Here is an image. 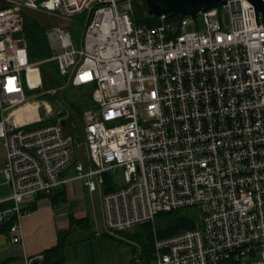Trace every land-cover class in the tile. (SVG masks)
I'll list each match as a JSON object with an SVG mask.
<instances>
[{"label":"built area","instance_id":"2783aa9c","mask_svg":"<svg viewBox=\"0 0 264 264\" xmlns=\"http://www.w3.org/2000/svg\"><path fill=\"white\" fill-rule=\"evenodd\" d=\"M10 2L0 9V138L12 201L0 223L12 222L10 241L23 240L30 207L75 163L90 191L123 171L124 183L102 194L110 233L154 223L161 212L198 210L196 227L156 235L157 264H264V14L249 0H228V18L221 6L199 12L202 29L199 13L137 23L132 0ZM25 8L68 20L89 14L80 46L70 29L47 31L61 74L93 87L82 140L66 130L65 116L41 115L42 107L53 114L48 102L35 119L12 115L30 100L27 87L43 82L28 57ZM80 146L91 166L75 161Z\"/></svg>","mask_w":264,"mask_h":264},{"label":"trees","instance_id":"16d2710c","mask_svg":"<svg viewBox=\"0 0 264 264\" xmlns=\"http://www.w3.org/2000/svg\"><path fill=\"white\" fill-rule=\"evenodd\" d=\"M134 6L133 18L137 23H148L150 25L159 24L160 18L150 11L147 4V0H132ZM137 3L143 5V11H136ZM12 3L8 0H0V9L11 6ZM25 15L24 32L23 35L27 40L28 57L31 62H39L41 69V75L43 80L42 91H45L42 95L43 100L51 101L58 105L60 99L64 104L66 103L72 108V113H69L66 119V130L76 135L80 140L84 137L83 129L80 127V123L83 121V115L86 109L94 106V99L92 96V86L82 85L75 86L69 82L68 78L61 74L58 60L54 59V50L51 46L47 31L53 25L50 23L42 22L35 15L23 11ZM169 20H180L184 17L179 12H168ZM88 12L76 15L69 26L72 38L77 46L81 44V36L88 21ZM70 84V87H83V94L76 100L70 99L68 94L61 93V88L65 84ZM33 89L27 87V94ZM35 90V89H34ZM56 90L55 93L49 91ZM62 104V107L65 105ZM62 115H66V109L61 112ZM120 185L114 181V177L110 173H106L105 190H113ZM53 195V191L49 194ZM6 203H3L1 207H5ZM163 218V223L158 227V220ZM199 220L198 210L195 208H182L173 211L161 212L154 223L148 222L137 225L131 229H123L119 232L126 234L131 240L137 242L134 249L137 250L135 256L131 259L129 264H157L156 261V235L159 237H165L178 233L183 230L191 229L197 226ZM77 220L72 217V223ZM12 222L0 223V233H8L11 228ZM155 227V230H154ZM69 232H62L59 237V242L56 246L44 252V264H63L65 261L64 247L70 243Z\"/></svg>","mask_w":264,"mask_h":264},{"label":"crops","instance_id":"0c3cea01","mask_svg":"<svg viewBox=\"0 0 264 264\" xmlns=\"http://www.w3.org/2000/svg\"><path fill=\"white\" fill-rule=\"evenodd\" d=\"M36 117L37 113L30 118L20 115L18 121L26 122ZM84 150L81 158L75 155V161H84L87 166H91L86 148ZM5 163L6 148L4 155L0 158V206L3 203H6V206L1 207L0 210L12 204V201L8 199L11 187L6 178L3 179ZM61 175L64 182L54 188L53 195L39 197L30 207L31 212L24 217L22 241L11 242L9 232L0 233V264H26L27 256L34 257L44 254L46 250L58 244L60 234L66 231H70V243L64 247L65 261L63 264H89L87 260L89 254H86L85 250L74 254L71 259L67 252L70 245L76 242L74 236H77L80 241L88 240L93 231L96 213L99 211L102 213V224L107 231L102 205L105 185H101L96 191H90L80 179L76 178L75 163L64 169ZM72 217L77 222L72 223ZM95 232L97 235L102 234L100 231ZM34 264L44 263L43 260H36Z\"/></svg>","mask_w":264,"mask_h":264},{"label":"rangeland","instance_id":"374dc122","mask_svg":"<svg viewBox=\"0 0 264 264\" xmlns=\"http://www.w3.org/2000/svg\"><path fill=\"white\" fill-rule=\"evenodd\" d=\"M22 1V0H18ZM136 11H143V5L141 3H137L136 5ZM25 10L36 17H38L42 22L44 23H50L53 26H62L64 29H69V26L71 24V20L65 19V18H60L58 16H55L53 14H50L48 12L40 11V10H35L31 8H25ZM221 12L223 17H229L228 10L221 6ZM132 13H134V6L132 2ZM198 22L200 25V28H204V20L202 15L199 13L198 14ZM224 26L227 27V24L224 23ZM50 27V28H52ZM49 28V29H50ZM197 29L196 23L193 22L191 25L188 26V30H195ZM41 71V69H40ZM36 75L34 71L31 72V76ZM33 77V76H32ZM33 81V80H32ZM43 85V82H42ZM42 87V86H41ZM37 88L33 89L30 94L28 93L30 100L22 103L21 105L28 104V108L33 106V107H38L39 103L43 104V102H48L52 105L53 108V114L52 115H47L45 107H42L40 109L41 115L46 119V120H54L57 117L65 116V120L67 119L69 113H72V108L69 107L66 103L64 104L63 101V96L62 99H60L61 103L59 102L58 105L55 103H52L51 101L43 100L41 97L45 91L40 92L43 90V88ZM83 87H70V84L66 83L63 88H61V93H66L68 94V97L70 99H77L80 95L83 94ZM51 93H55L56 90L49 91ZM43 101V102H42ZM62 104L65 105V107H62ZM19 105V106H21ZM18 106V108H20ZM93 107H90L85 110H91ZM63 109H66V115H62L61 112ZM26 110L23 109L22 112H19L18 114H21V117H24V111ZM38 110V108H37ZM85 112L83 115V121L80 123V127L83 129L84 122H85ZM80 140V139H79ZM84 147L80 146L77 147L76 149V155L77 157L81 158L84 154ZM5 153V146L3 143V140L0 138V158L4 155ZM3 179L5 180V177L3 176ZM114 181L122 185L124 183V175L123 171L120 169L117 174L114 175ZM102 213L99 211V213H96V217L94 220V226H93V231L91 233V236L88 237V240L85 239V241L80 239H77V236H74V240H76L75 243L70 245L69 251L67 250L68 248L66 247V250L68 251V255H70V259L74 256V254L81 253L82 251L85 250L86 254L88 255V263L89 264H129L131 259L135 256V253L137 250L134 249L135 244H138L137 242L131 240L126 234H123L119 231L110 233L105 230L104 225L102 224L101 220ZM157 226L159 227L163 223V218L162 220L159 219ZM155 230V227H154ZM95 231H100L102 234H95ZM159 237V236H158ZM84 254V253H82ZM86 263V262H85ZM73 264V263H71Z\"/></svg>","mask_w":264,"mask_h":264},{"label":"water","instance_id":"95a60500","mask_svg":"<svg viewBox=\"0 0 264 264\" xmlns=\"http://www.w3.org/2000/svg\"><path fill=\"white\" fill-rule=\"evenodd\" d=\"M249 1L254 4L257 13L264 14V0ZM227 2L228 0H147L150 11L156 16L168 12H179L183 15L196 16L202 10L207 11Z\"/></svg>","mask_w":264,"mask_h":264},{"label":"bare ground","instance_id":"6f19581e","mask_svg":"<svg viewBox=\"0 0 264 264\" xmlns=\"http://www.w3.org/2000/svg\"><path fill=\"white\" fill-rule=\"evenodd\" d=\"M29 71H30L31 84L33 86H36L40 82V78H39V74H38V68L37 67H31L29 69ZM32 71H34L36 73V75H32L33 79H32V76H31V72ZM27 106H28V104H24V105H21L20 108H18V106H17L14 109V111L12 112V115L15 116L16 120H18V117H20V115H21V114H18V113L22 112L23 109L27 108ZM23 113L25 114L24 117H26V118H30L34 113H37V116H38V110H37L36 107H33V106L27 108Z\"/></svg>","mask_w":264,"mask_h":264}]
</instances>
